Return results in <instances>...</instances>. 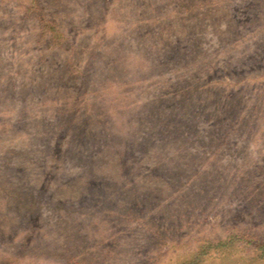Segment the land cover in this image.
<instances>
[{"label":"rangeland","instance_id":"1","mask_svg":"<svg viewBox=\"0 0 264 264\" xmlns=\"http://www.w3.org/2000/svg\"><path fill=\"white\" fill-rule=\"evenodd\" d=\"M0 264H264V0H0Z\"/></svg>","mask_w":264,"mask_h":264}]
</instances>
